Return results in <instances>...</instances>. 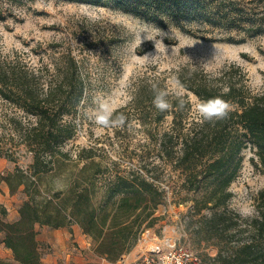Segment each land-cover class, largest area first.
Here are the masks:
<instances>
[{
	"label": "trees",
	"instance_id": "16d2710c",
	"mask_svg": "<svg viewBox=\"0 0 264 264\" xmlns=\"http://www.w3.org/2000/svg\"><path fill=\"white\" fill-rule=\"evenodd\" d=\"M117 1L127 12L164 25L157 12L167 13L169 19L187 17L197 13L193 7L200 0ZM3 18L0 10V19ZM173 75L185 95L168 92L163 96L168 107L161 109L155 103L161 94L160 81H138L134 84L133 105L143 126L149 124L151 117L153 125L158 126L167 117L172 119L168 130L156 135L151 130V135L155 137L159 158L180 173L183 190L200 195L194 198L188 212L190 225L198 236L205 233L206 244L218 250L215 257L204 255L201 264H264V190L251 216L228 207L233 197L230 186L238 177L244 149L255 151L256 166L264 174V90H252L246 71L237 64L223 68L216 76L193 73L187 67ZM89 85V74L72 51L41 65L31 64L19 55L5 56L0 51V99L12 109L10 113L6 110L1 119L10 131L12 143L0 145V159L6 157L16 163L19 148L32 154L30 178L20 168L0 177L11 193L24 187L27 196L17 221L0 222L3 243L18 264H43L38 226L59 229L78 225L94 240L96 255L116 264L131 253L140 236L158 220L155 213L165 197L155 183L158 176L154 168L148 170L145 166L142 173L102 176L100 165L92 155L85 154L86 150L78 154V159L86 162L85 168H96V180H75L66 193L57 192V203L54 197L41 193L38 178L52 171L57 159H71L62 148L75 138L77 125L70 117L77 115ZM190 95L202 104L216 97L223 99L229 104L227 116L202 118L187 126ZM97 177L104 179L106 186L101 200L94 202L98 194L89 187L95 185ZM205 210L210 211L209 217L203 215ZM0 215H7L1 202Z\"/></svg>",
	"mask_w": 264,
	"mask_h": 264
},
{
	"label": "rangeland",
	"instance_id": "374dc122",
	"mask_svg": "<svg viewBox=\"0 0 264 264\" xmlns=\"http://www.w3.org/2000/svg\"><path fill=\"white\" fill-rule=\"evenodd\" d=\"M96 1L0 0L4 16L0 19L3 55L11 58L19 55L31 64L41 65L72 51L89 74L86 98L77 115L70 117L77 125L75 138L62 148L71 159H57L53 170L38 178L40 191L45 197H54L57 203V192L66 193L75 180L81 183L96 180V168H85L86 162L78 159L82 150L100 165L102 176L142 173L145 166L148 170L154 168L158 176L155 183L164 192L165 200L155 213L158 220L154 226L140 236L135 248L125 256L128 262L122 264H133L150 252L151 242L162 249L169 238L177 246L191 249L200 260L206 254L215 257L217 248L207 245L203 239L206 234L198 236L190 225L188 212L194 198L200 195L183 190L180 173L159 158L155 137L151 135V130L153 135L168 130L172 119L167 117L158 126L153 125L151 117L149 124L143 126L133 105L134 84L158 79L163 96L171 91L185 95L174 82V71L187 67L193 73L216 76L223 68L237 64L246 71L252 90H264V0H200L193 7L197 13L187 17L169 19L167 13L157 12L164 25L127 12L117 0ZM189 99L192 106L187 126L203 118L202 103L194 95ZM6 110L12 111L0 99V145L10 146V131L1 121ZM101 115L107 117L106 123L99 122ZM241 155L243 161L230 186L233 197L228 207L251 216L264 190V174L256 166L258 159L252 148L244 149ZM15 157L16 163L6 157L0 159V177L20 168L30 178L32 154L19 148ZM97 180L89 187L98 194L94 202L101 200L106 186L104 179L97 177ZM23 189L20 187L13 194L7 182L0 179V202L7 209L5 217L0 215V222L19 219L20 207L27 200ZM203 215L209 217L210 211L205 210ZM148 236L154 241L149 239L150 244L141 245L146 252L139 254L136 249ZM3 239L4 233L0 231V243ZM90 239L89 246H81L78 241L62 250L39 241L43 264H102L106 260L96 255L95 242ZM67 256L71 257L69 261ZM73 256L77 257V263L72 262Z\"/></svg>",
	"mask_w": 264,
	"mask_h": 264
},
{
	"label": "crops",
	"instance_id": "0c3cea01",
	"mask_svg": "<svg viewBox=\"0 0 264 264\" xmlns=\"http://www.w3.org/2000/svg\"><path fill=\"white\" fill-rule=\"evenodd\" d=\"M37 229H38V231H41V233L39 234V241L41 243H45V244H48L51 246H55V247H57V249H61V250L66 249L67 247L73 246L72 243H75L78 241L80 243H82V244H80L81 246L82 245H85V246L90 245L88 243V240L90 241L91 239L83 233V230L78 225L67 226V227H63V228H59V229H53V228H47V227L40 228L38 226ZM149 239L153 240L150 236H148V238H145V240L142 241L138 247L147 243V241H149ZM173 245H174L173 239L169 238L167 240V245L163 246L162 249L165 250L166 248L172 247ZM158 247H159V245H158ZM137 249H136V252L138 251ZM148 253H152V252H148ZM127 258L128 257H125V259H123L122 261H120L116 264H122V262H128ZM66 259L69 261L71 259V257L67 256ZM0 261L12 263V264H18L14 260L13 252L10 249L6 248L5 244L3 242L0 243ZM46 262H47V260H46ZM72 262L77 263V257L73 256ZM134 262H132V263H134ZM43 263H44V261H43ZM102 264H111V263H109L107 261H103Z\"/></svg>",
	"mask_w": 264,
	"mask_h": 264
},
{
	"label": "built area",
	"instance_id": "2783aa9c",
	"mask_svg": "<svg viewBox=\"0 0 264 264\" xmlns=\"http://www.w3.org/2000/svg\"><path fill=\"white\" fill-rule=\"evenodd\" d=\"M133 264H201V260L191 249L174 244L143 254Z\"/></svg>",
	"mask_w": 264,
	"mask_h": 264
},
{
	"label": "clouds",
	"instance_id": "9594fccd",
	"mask_svg": "<svg viewBox=\"0 0 264 264\" xmlns=\"http://www.w3.org/2000/svg\"><path fill=\"white\" fill-rule=\"evenodd\" d=\"M157 107L164 109L167 108L168 105L163 100V94L161 93L157 96L155 101ZM229 110V104L223 99L216 97L204 102L201 105V114L205 120H212L213 118L222 119L227 116ZM100 123H106L107 117L105 115H101L99 118Z\"/></svg>",
	"mask_w": 264,
	"mask_h": 264
},
{
	"label": "bare ground",
	"instance_id": "6f19581e",
	"mask_svg": "<svg viewBox=\"0 0 264 264\" xmlns=\"http://www.w3.org/2000/svg\"><path fill=\"white\" fill-rule=\"evenodd\" d=\"M149 242H151V240H149ZM146 244H150V243H145L144 245L146 246ZM151 248L149 249L150 250V252H153L157 247L156 246H154V244L151 242ZM146 248L144 247V246H140V247H138V253L139 254H141V253H145L146 251Z\"/></svg>",
	"mask_w": 264,
	"mask_h": 264
}]
</instances>
